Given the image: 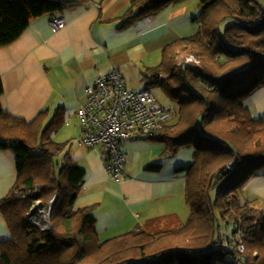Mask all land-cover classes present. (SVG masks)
<instances>
[{
    "label": "trees",
    "instance_id": "1",
    "mask_svg": "<svg viewBox=\"0 0 264 264\" xmlns=\"http://www.w3.org/2000/svg\"><path fill=\"white\" fill-rule=\"evenodd\" d=\"M87 1L0 0V47L15 42L35 18ZM187 1L129 0L115 19L125 27ZM198 6L200 28L166 42L149 71L177 103L176 123L150 138L163 143L162 154L181 146L194 150L191 161L176 168L185 174L186 221L163 215L100 240L92 206L73 205L85 170L68 152L55 169L65 145L50 133L63 124L62 109L45 127L46 112L26 121L0 104V150L12 152L16 168L14 184L0 199L11 233L0 241V264H236L239 255L219 244L223 224L231 234L241 230L251 263L264 264V216L242 204L238 192L243 180L264 171V119L244 104L264 85V0H198ZM227 19L221 33L219 23ZM191 55L194 60L186 61ZM52 195V227L42 231L27 212L33 199Z\"/></svg>",
    "mask_w": 264,
    "mask_h": 264
},
{
    "label": "crops",
    "instance_id": "2",
    "mask_svg": "<svg viewBox=\"0 0 264 264\" xmlns=\"http://www.w3.org/2000/svg\"><path fill=\"white\" fill-rule=\"evenodd\" d=\"M128 1L88 0L67 5L54 15L64 19L62 28L53 30L49 22L52 15L45 14L31 21L15 42L0 47L2 108L26 121L41 112H46L48 121L54 110L60 108L63 123L68 125L66 119L73 115L77 122L69 124L78 129L75 111L79 102L85 99V87L112 68L121 69L127 59L147 57L149 48L155 45V38L151 36L154 30L180 18L188 9L185 2L119 27L115 18L122 14ZM160 32L164 38L165 31ZM162 149L163 145H157L153 149V161L139 167H130L127 157L125 170L129 176L118 181L107 174L101 147L83 148L76 154L70 149L73 161L85 170L73 205L75 208L92 206L96 227L100 225L98 236L109 238L135 230L148 220L163 215L174 214L177 222L186 221L188 208L182 203L186 200L185 188L179 190V202L173 199L176 194L170 189L173 182L185 185L182 178L166 181L155 176V173L161 174L162 162L167 155L162 154ZM145 173L154 176L143 177ZM15 178L12 152L0 150V199L11 189ZM241 202L264 216V171L244 184ZM228 226L226 230L231 229ZM10 238L11 233L0 213V241Z\"/></svg>",
    "mask_w": 264,
    "mask_h": 264
},
{
    "label": "built area",
    "instance_id": "3",
    "mask_svg": "<svg viewBox=\"0 0 264 264\" xmlns=\"http://www.w3.org/2000/svg\"><path fill=\"white\" fill-rule=\"evenodd\" d=\"M49 22L53 30L65 24L59 16H51ZM192 60V55L186 59ZM160 78L165 77L160 75ZM84 93L85 99L79 102L77 109L81 131L78 144L87 150L101 147L107 174L117 181L125 178L128 176L125 170L126 153L119 145L140 137L159 136L174 118L176 106L160 104L148 89L134 92L124 88L121 72L116 68L96 77L85 87ZM40 206L36 200L27 216L32 224L46 231L50 228V205L47 210ZM242 238L243 234L238 229L234 234H224L219 244L239 255L236 264H253L245 254Z\"/></svg>",
    "mask_w": 264,
    "mask_h": 264
},
{
    "label": "rangeland",
    "instance_id": "4",
    "mask_svg": "<svg viewBox=\"0 0 264 264\" xmlns=\"http://www.w3.org/2000/svg\"><path fill=\"white\" fill-rule=\"evenodd\" d=\"M187 7H188L187 11L180 18L168 21L165 27L154 30L151 36L155 38V41L153 42L155 43V45L149 48L147 57L143 58L138 56L136 58L127 59L126 61H124L123 65L120 67L121 69H119L120 72L122 73V82L124 88L134 92L148 89L160 104H174L177 109V103L171 98L167 89L163 85L159 84V80H160L159 77L150 74L149 71L151 67L158 64L161 58V48L164 43L176 37L193 34L200 28L199 25L197 24V21L194 20V18L198 16L200 12V8L198 6V0H188ZM230 22L231 21L229 19L225 21L224 20L221 21L218 27L219 31L222 33L224 27L230 24ZM160 31H165L166 36L164 38H163V33ZM218 58H222V55H218ZM179 61H181V59L178 60V62ZM247 82L248 80H245V83ZM244 104L248 107L253 117L264 119V85L255 89L252 92V94L244 100ZM75 113L77 114V110L75 111ZM176 118L177 115L174 116V118L170 120L167 124L169 125L172 123H176L175 122L177 120ZM71 121H72L71 124L77 122L74 119L73 115L70 117L69 120L66 119L68 125H65V123H63L56 130L50 133L51 138L54 142H57L61 145L63 144L65 145L63 152L55 158V163H56L55 169H59L60 159H62V155L65 152H68L70 156H71L70 149L73 154L82 152L83 148L78 144L79 138L81 136L80 134L81 131L79 128L78 130L76 129L75 126H71L69 124ZM48 122L49 121H47L44 124L45 127L48 125ZM162 144L150 137H140L138 139L125 141L121 143L119 147L122 148L126 153V158L128 157L129 159L128 162H130V167L134 168V167H139L142 164L146 165L151 163L153 161V157H152L153 149H155L157 145L162 146ZM193 151L194 150L191 146H181L178 148L176 152L167 153V155H165L164 161L163 162L161 161L162 163H164L161 174L159 175L158 173H155V176L156 177L161 176V178L165 179L166 181L172 180L173 177H181L182 181L185 183L184 172L178 171L176 170V168L179 167L180 165L188 164L191 161ZM154 162L160 163L159 161H154ZM150 176H154V174L145 173L143 175V177H150ZM243 183L244 180L241 182L238 190L241 198H243V186L245 184ZM170 185H171L170 189L172 190V193L176 194V196L175 195L173 196V199L178 202L181 201L179 198V190H181V187L184 189L186 184L183 185L182 183H179V181H177L170 183ZM38 188L40 189V187ZM52 196L46 200L39 199L36 196H34L36 198L33 199L31 203L32 206L34 202L37 200L38 203L41 204L40 207L46 210L50 205V209H49L50 228L52 227L51 223L53 222V219L51 217V209L54 201H56V196L54 195ZM211 198L212 200H214L215 198V193L213 191L211 193ZM182 203L187 204L186 200ZM187 208L189 214L188 204H187ZM99 226L100 225H98L97 227ZM35 227L38 228L37 226ZM223 227L225 228V230L222 231L224 234L231 233L230 232L231 229L226 230L224 224ZM107 238L108 237L105 236H99L100 240H105ZM95 258L96 256L94 255L92 258L90 257L89 261L94 260Z\"/></svg>",
    "mask_w": 264,
    "mask_h": 264
},
{
    "label": "water",
    "instance_id": "5",
    "mask_svg": "<svg viewBox=\"0 0 264 264\" xmlns=\"http://www.w3.org/2000/svg\"><path fill=\"white\" fill-rule=\"evenodd\" d=\"M53 200H54V198H53Z\"/></svg>",
    "mask_w": 264,
    "mask_h": 264
}]
</instances>
